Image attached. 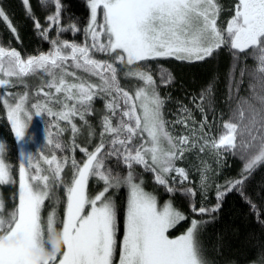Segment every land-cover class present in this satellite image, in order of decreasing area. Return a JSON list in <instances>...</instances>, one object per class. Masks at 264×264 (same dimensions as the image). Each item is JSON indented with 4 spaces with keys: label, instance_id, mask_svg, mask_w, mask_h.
Returning <instances> with one entry per match:
<instances>
[{
    "label": "snow or ice",
    "instance_id": "6c2138e0",
    "mask_svg": "<svg viewBox=\"0 0 264 264\" xmlns=\"http://www.w3.org/2000/svg\"><path fill=\"white\" fill-rule=\"evenodd\" d=\"M43 5L44 0H39ZM26 15L50 48L47 52L22 57L20 51L0 45V88L23 85L25 91L4 101L7 119L15 141L19 145L18 205L5 218L0 200V264H115L118 211L112 190L127 189L123 236L119 243L118 264H212L198 239L202 221L192 219L185 233L172 238L169 235L180 221L187 217L177 210L171 199L159 203L157 197L144 190L143 178L135 166L151 173L154 181L168 193L179 189L174 185L189 180V173L178 167L177 160L193 148L204 152L212 148L219 154L231 152L244 161L239 176L217 187V204L212 208L190 204L197 215L219 211L226 192L236 190L260 218L257 205L244 191L246 181L254 170L264 164V0H236L234 14L226 28L217 24L220 12L218 0H87L90 16L81 29L75 20L63 23L62 0H49L45 22L35 17L30 0H21ZM99 16V19H98ZM0 21L13 34V26L0 7ZM83 32L81 43L62 39V34ZM54 32V36L49 34ZM232 50L234 60L244 54L255 63L240 70V79L229 80L230 118L223 122L215 137H208L204 128L205 113L199 124L187 106H180L182 119L169 121L163 111L164 99L146 62L158 58L180 61H202L222 47ZM101 54L104 59L96 58ZM75 69L76 71H69ZM82 72L86 75H78ZM125 79L140 83L135 90L121 86ZM248 76L249 95L239 96L240 85ZM27 77L37 83L29 93ZM71 77V79H69ZM93 77L95 79H89ZM159 84H168L170 72L159 73ZM233 90L237 94L233 95ZM213 86L210 83L191 103L202 113L211 106ZM96 99L104 101L105 111L100 121L99 141L87 117L95 112ZM207 101V105L205 104ZM44 122L51 117L55 136L43 128V143L37 144L45 169L33 162L34 153L26 151L33 143L30 122L33 118ZM74 118L88 126V145L76 143L80 131ZM70 125L73 138L65 143L60 126ZM181 124L184 132L172 131ZM52 146L53 154L43 155L44 143ZM76 149L83 154L57 157ZM0 153L3 146L0 145ZM114 160L122 164L121 174L108 164ZM71 175L66 177L65 168ZM207 169L201 172L200 186L207 189ZM102 182L95 194L89 195V180ZM11 181L8 163L0 156V185ZM63 190L65 210L57 222L55 210L49 211L46 223L42 220L45 202L58 200ZM182 194L192 198L196 192L184 187ZM59 233L63 238L61 251L44 260L36 254L49 246V240Z\"/></svg>",
    "mask_w": 264,
    "mask_h": 264
},
{
    "label": "trees",
    "instance_id": "16d2710c",
    "mask_svg": "<svg viewBox=\"0 0 264 264\" xmlns=\"http://www.w3.org/2000/svg\"><path fill=\"white\" fill-rule=\"evenodd\" d=\"M49 0H44L42 5L39 0H30L31 9L36 18L39 19L41 24H44L47 11L52 9L48 7ZM64 5V11L62 13L63 23L67 24L69 20H75L79 27L83 29L89 20L90 10L87 7V0H62ZM220 5V12L217 18L218 25H224L225 21L233 13L234 4L236 0H218ZM0 7L4 9L9 16L13 26L17 29L16 34H13L11 30L5 25V22L0 21V45H4L8 48H15L20 51L22 57L29 55H35L40 52H47L50 45L47 41L42 39L39 32L34 28L33 20L29 19L26 15L25 8L21 3V0H0ZM47 9V11H46ZM54 36L55 33L49 34ZM62 39L69 41H75L81 43L84 40L83 32H78L73 35L71 32L62 34ZM96 58L104 59L101 54H96ZM160 64L170 70L173 76V82L167 86L160 87L159 93L164 102V114L166 117H173L172 114H177L180 106H187L193 114L196 113V106L191 103L192 98L198 96L203 89H205L210 83L213 86V92L211 95L212 107L215 114H219L225 104V84L227 78V72L230 63V52L225 46L215 51L211 57L202 61H180L174 58H169L159 61ZM69 71H76L75 69H69ZM78 75L84 76L86 74L79 72ZM71 79V77H69ZM89 79H95L89 77ZM28 84L32 87L28 89L29 93L34 90V86L37 83L35 77L26 78ZM121 86L130 89L134 85H137L138 81L134 79H125L121 73L120 76ZM9 93L22 94L25 89L23 85L17 84L15 87L6 88ZM3 89L0 88V139L3 146V158L8 163L11 170V181L1 186V191L4 195L6 206L12 208L17 203V170L19 166V152L17 143L11 128L7 123L6 110L4 104L1 101ZM9 97V96H8ZM10 98V97H9ZM95 112L88 116L87 119L91 127L95 130L96 136L93 137L92 143L96 144L99 141L100 121L104 109V101L96 99L94 102ZM205 111L210 113L207 108ZM167 113V114H166ZM200 119V114H198ZM210 118L213 115L210 114ZM76 119V125L80 126V130L87 131L88 126L83 125L78 118ZM53 119L51 117H45L44 122L39 118H33L30 122L32 129L36 132L35 135H43V128L47 125V128L55 136L56 129L53 127ZM83 125V126H81ZM60 126L65 129L61 139L71 144L72 138L70 137V125L61 121ZM34 135V136H35ZM34 144H39L40 141L35 137ZM35 147L31 148V151L35 155ZM44 155L51 156L53 154L52 146L46 142L43 147ZM57 157L62 155L72 156L77 159H81L83 154L78 149L74 153L67 152L61 153L59 150L55 151ZM77 154V156H76ZM222 164L217 168L215 174L209 175V181L212 185H209V189L203 195L200 194L198 188L193 184H182L174 186L179 190L175 193H168L165 188L159 184H156L161 189L162 196L174 195L175 207L179 208L181 212L187 217L185 220L180 221L178 226H187L192 219L202 221L198 226V239L204 249L205 255L212 262V264H264V164L258 166L251 177L246 181L244 191L249 196L250 200L257 205V208L261 214L260 218L254 215L248 203L241 197L238 191L233 190L226 192L220 203L219 211L211 215L205 214L203 216L193 213L190 208L192 201L195 202V206L199 208L204 206L206 208H212L217 204V187L224 186L227 181L237 178L240 174V161L234 156L226 155ZM34 159V157H33ZM38 163L43 168L48 166L43 163V160L38 158ZM108 164L116 171H119L122 175L126 174L127 169L122 164H117L114 160H109ZM69 168H65L68 171ZM135 172L138 177L149 179L154 181L153 175L148 172H144L140 166H135ZM65 174V172H64ZM70 177L69 175H66ZM212 176V178H211ZM94 183H101L93 178ZM184 187H192L196 192V195L192 198L186 197L182 194ZM116 191V190H115ZM58 200H48L45 202V206L42 210L44 215L51 210H55L57 222L62 221L65 203L63 197V190L58 192ZM125 188L121 187L115 192V202L118 211L119 231L117 233V248L123 232V222L125 213ZM159 200L162 201L161 197ZM11 212V211H9Z\"/></svg>",
    "mask_w": 264,
    "mask_h": 264
},
{
    "label": "rangeland",
    "instance_id": "374dc122",
    "mask_svg": "<svg viewBox=\"0 0 264 264\" xmlns=\"http://www.w3.org/2000/svg\"><path fill=\"white\" fill-rule=\"evenodd\" d=\"M232 11H233V13L225 21V23L223 25L225 28L227 26V22L231 19L232 15L234 14V8H233ZM98 19H99V16H98ZM229 52H230V63H229V68H228V72H227L226 84H225V92L226 93H225V104H224L223 110L219 114H215L216 112L213 111L212 101H211V106L210 107H206L209 110V112H210L209 114L205 110H204V113H202L197 107H196L197 111H196L195 114H193V111L191 112L192 117L197 121L198 124L201 121L202 116L205 113L207 114L208 121H207V124H206V126H205L203 131L207 133L208 137H215L221 131L222 123L228 121L229 118H230V107H232V108L235 107L236 101L235 100L230 101L228 99L230 77L234 76L236 80H239L240 79V70L242 68H244L246 65H247L248 68H251L254 65V63H255V61L251 57H248L245 60L244 54H240V58H239L238 61L234 60L233 54H232V50L229 49ZM165 59H169V58H165ZM161 60H164V58H158V59H154V60H150V61H146V62H141V63H147L150 66L151 72L153 73V76H154V80H156L157 84L159 85V88L163 87V86H167L168 84H171L173 82V79H172V81L170 83H168V84H159V79H160L159 78V73L161 71L170 72L169 69H167L165 66H163L162 64L159 63V61H161ZM135 86L136 85L132 86L131 90L134 91L135 90ZM247 87H248V76L246 75L244 77V82L240 85V89L241 90L238 93V95L239 96L249 95V92L246 91ZM2 89H3V91H2V95H1V101L4 104V101L6 99L10 100L11 96H9L10 97L9 98L8 95H6L7 93H9V92H7L6 88H2ZM15 95L19 96L20 94L15 93ZM233 95L234 96L237 95L234 90H233ZM164 102H165V99H164ZM205 104L207 105V101H205ZM5 110H6V118H7V109H6V107H5ZM198 114H200V119H199ZM210 114L213 115V118L209 117ZM172 116L173 117H169V118L166 117V119L169 120V121H173L175 119H182L183 118V113L172 114ZM76 122L77 121L74 118V123H76ZM7 123L9 125V127L11 128V124L8 121V119H7ZM81 126H83V125H81ZM77 127L80 129V126H77ZM30 128H31L30 129V134L35 135L36 132L32 129L31 125H30ZM172 131L174 133H176V134H179L181 132H184L185 130H184V128H183V126L181 124H176L175 127L172 129ZM34 137H37V139H39V141H40L39 144L43 143V135L41 136V135L38 134V135H35ZM70 137L73 138V133L71 132V128H70ZM75 139H76V143H78L80 146H89V147H91L87 143L88 139H89L88 130L87 131L80 130L76 134ZM92 140H93V138H92ZM0 145H2L1 139H0ZM17 147H18V152H19L20 147H19L18 144H17ZM25 147H26V151H31L32 147H35L34 149H36L37 146L34 143H29ZM227 154L230 155V156H233L231 154V152H223V150H221L220 153L218 154L217 151L212 149V148H207L204 152H199L195 148H193V149H191L189 151H186L185 155H184V158L176 161V164H177L178 167L185 168V170L189 173V180L185 181L183 184H193L194 188H195V185H196V187L198 188L200 194L204 195L206 193V191L209 189V185L211 186L212 182H213V181L208 182L209 178H210L209 175L215 174L217 172V168L222 164V162L225 159V157H227L226 156ZM43 155H44V151H43ZM0 156H2V158H3V153H0ZM76 156H77V154H76ZM40 157H41V154L37 153V151H35L33 162L37 163L38 162V158H40ZM234 157L237 158L240 161V172H241V169L243 167L244 161L239 159L237 156H234ZM18 160H19V157H18ZM204 169H207V173H206L207 177H208V180H207L208 187H207V189H202L201 186H200V176H201V172ZM65 174L66 175H69V174L71 175L70 169L68 171H65ZM17 176H18V178H17V203H16V205H18V182H19L18 170H17ZM66 177H68V176H66ZM211 178H212V176H211ZM178 185H182V184H178ZM1 186L2 185H0V200L3 201V209H2V211L4 213L5 218H7V215L9 213V211H12V208L9 209V207L6 206V203H5V200H4V195H3L2 191H1ZM142 186H143L145 191L154 194L157 197V200H158L159 203L162 204V203H164L165 201H167L169 199H171V201L174 202L175 196L173 194L172 195H168V196H166V195L162 196L161 189H159V187L156 186L155 181H151L149 179H144ZM174 186H177V185H174ZM100 188H102V182L101 183H94L93 178H90V180H89V189H88L89 195L91 196V195L95 194ZM115 192H116L115 190H112V192H110V194L114 195V198H115ZM125 193H126V197H125V206H126V199H127V189L126 188H125ZM63 197H64V195H63ZM159 197H161L162 201L159 200ZM51 200H55V199H51ZM173 205H175V204L173 203ZM176 209L181 211L178 207ZM48 213H49V211L44 215V218H43V215H42V220H44L45 223H46V217H47ZM190 222L185 227H183V225H182V227H181V225L178 226V224H177L173 229L170 230V232H169L170 237L175 238V237L185 233L186 230L190 227ZM122 236H123V232H122L120 240L122 239ZM119 243H120V241H119ZM118 259H119V244H118V248H117L116 254L114 256L115 264H118Z\"/></svg>",
    "mask_w": 264,
    "mask_h": 264
},
{
    "label": "clouds",
    "instance_id": "9594fccd",
    "mask_svg": "<svg viewBox=\"0 0 264 264\" xmlns=\"http://www.w3.org/2000/svg\"><path fill=\"white\" fill-rule=\"evenodd\" d=\"M63 244L62 236L57 233L54 237L49 240V246L47 249L41 251L36 249V254L44 260L50 259L52 255H55L61 251Z\"/></svg>",
    "mask_w": 264,
    "mask_h": 264
}]
</instances>
